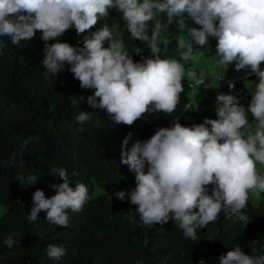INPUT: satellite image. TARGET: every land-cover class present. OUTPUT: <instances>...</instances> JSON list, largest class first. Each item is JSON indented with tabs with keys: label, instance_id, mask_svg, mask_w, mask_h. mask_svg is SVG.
Wrapping results in <instances>:
<instances>
[{
	"label": "clouds",
	"instance_id": "9594fccd",
	"mask_svg": "<svg viewBox=\"0 0 264 264\" xmlns=\"http://www.w3.org/2000/svg\"><path fill=\"white\" fill-rule=\"evenodd\" d=\"M113 8L122 13L130 39L147 42L150 58L133 61L123 40L115 35L118 25L106 23L91 31L108 19ZM186 17L202 28L189 29L191 41L179 42L181 59L195 60L198 50L193 44L203 47L209 37L215 38L218 66L234 64L237 72L244 70L258 78L250 103L246 109L235 96L219 94L217 119L205 118L191 127L176 121L130 150H125L129 140L125 138L121 163L135 173L136 187L128 198L137 206L141 223L163 226L171 220L186 239L196 240L197 229L214 223L221 212L228 218L236 215L247 224L248 217L241 213L250 193H264V172L258 169V165L264 166V0H0V37H9L15 45L40 31L45 42V79L49 74L56 77L66 63L71 65L80 87L94 89L87 103L103 110L114 125L132 126L146 114L175 111L184 92L186 68L177 59L161 58L160 41L162 31L174 21L184 29ZM71 28L83 37V47L59 42ZM54 39L56 43H47ZM6 46L0 40V52ZM133 51L139 54L143 49L135 47ZM187 75L192 78L190 87L205 84L195 72ZM228 86L235 88L232 82ZM72 100L77 104L76 98ZM191 107L186 105V111ZM248 113L255 124L249 123ZM76 119L83 124L91 117L82 111ZM51 171L64 182L53 185L56 194L49 198L42 190L35 191L28 218L35 221L43 211L49 223L67 227L69 211L83 210L88 189L83 183L70 186L65 169ZM18 180L31 184L37 177L21 176ZM115 195L121 201L126 198L124 191ZM15 243L12 234L4 240L8 248ZM65 254L63 247L50 244L47 248L51 259L59 260ZM221 264H264V255H247L237 245L221 258Z\"/></svg>",
	"mask_w": 264,
	"mask_h": 264
},
{
	"label": "trees",
	"instance_id": "16d2710c",
	"mask_svg": "<svg viewBox=\"0 0 264 264\" xmlns=\"http://www.w3.org/2000/svg\"><path fill=\"white\" fill-rule=\"evenodd\" d=\"M114 21L118 25L115 35L123 40L133 61L150 58L147 42L130 39L121 17ZM103 26L98 22L91 31ZM41 36L37 31L33 38L15 45L9 37H0L7 45L0 52V204L14 203L0 217V264H221V258L237 245L247 255H264V193L260 204L247 202L242 211L247 224L221 212L214 223L197 229L196 240L186 239L171 220L163 226H144L128 194L123 201L105 193L88 199L82 211H69L67 227L49 223L43 211L30 221L35 191L42 190L49 198L56 194L53 185L64 182L52 169H65L73 188L77 183L91 186L106 175L119 178L129 168L121 163L125 138H129L125 150H130L135 143L150 139V131L172 127L176 121L191 127L210 118L206 111L197 112L181 93L170 115L146 114L132 126L114 125L103 110L87 103L94 89L80 87L71 65L66 63L56 77L49 74L45 79ZM82 39L66 31L59 42L83 47ZM179 41L178 30L169 28L168 39L160 42L161 58L175 54ZM104 46L108 47L107 42ZM135 47L143 51L137 54ZM81 96L84 100H79ZM186 105L192 107L186 111ZM82 111L91 117L83 124L76 119ZM28 175L37 180L31 184L18 180ZM10 234L16 241L12 248L4 244ZM50 244L63 247L66 254L59 260L49 258Z\"/></svg>",
	"mask_w": 264,
	"mask_h": 264
},
{
	"label": "rangeland",
	"instance_id": "374dc122",
	"mask_svg": "<svg viewBox=\"0 0 264 264\" xmlns=\"http://www.w3.org/2000/svg\"><path fill=\"white\" fill-rule=\"evenodd\" d=\"M122 17V13L117 11L115 8L110 9L109 17L107 20H101V24H108L112 27L115 24L114 18ZM166 22L167 18L162 19ZM197 28L198 30L202 28L201 25L195 23L191 18H185V28L180 29L178 27L177 22H173L171 25L167 27L166 30L161 33V41L165 42L169 36V28H175L179 32V40L184 41L185 43L188 39L191 41V37L188 35V30L191 28ZM68 32H75V28H71L67 30ZM77 34V33H76ZM88 33H85V35ZM179 41V42H180ZM216 39L213 37L208 38V43L200 47L198 45L193 44L194 50H198L194 54L196 55L195 60H187L184 61L181 59V49L178 47L175 54H173L169 58L177 59L182 64L185 65L186 75L184 80L182 81L184 92L192 106L199 112L200 110L206 111L210 119H217V108L218 105L216 103V97L219 94L225 95H233L237 98L239 104L243 105L246 109L251 100V94L254 90L255 83H258V78L251 74L250 72H246L241 70L237 72L235 70V65L230 64L227 68L224 66H218L216 60L218 59L215 55L216 49ZM261 70H264V62L261 64ZM187 72H195L197 77H203L205 79V84L199 88L190 87L192 83V78L187 75ZM222 78L220 79V77ZM232 82L235 84L234 89L229 88V83ZM236 94V95H235ZM248 120L250 124H255L251 113H248ZM157 130L150 131L148 135L151 138L153 132ZM146 141V140H145ZM258 169L261 172H264V166L258 165ZM145 171H147V165L145 167ZM110 181H104L105 178H110ZM102 177L100 179L94 180L93 185L88 186V199L97 197L100 194H108L112 198H117L115 193L119 191H124L126 194H129L132 190L135 189V173L127 169L126 174L121 175L119 178H114L113 176L106 175V177ZM263 200L262 192H253L250 193V197L248 202L253 205H258ZM14 203L9 206H4L0 204V217L3 216L6 212H8Z\"/></svg>",
	"mask_w": 264,
	"mask_h": 264
}]
</instances>
